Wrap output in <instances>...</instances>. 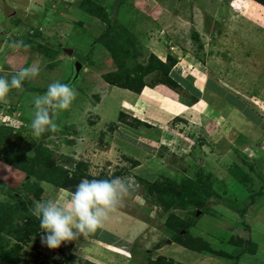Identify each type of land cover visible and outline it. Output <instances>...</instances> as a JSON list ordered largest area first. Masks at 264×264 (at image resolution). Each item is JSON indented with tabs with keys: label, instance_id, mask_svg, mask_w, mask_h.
Listing matches in <instances>:
<instances>
[{
	"label": "rangeland",
	"instance_id": "374dc122",
	"mask_svg": "<svg viewBox=\"0 0 264 264\" xmlns=\"http://www.w3.org/2000/svg\"><path fill=\"white\" fill-rule=\"evenodd\" d=\"M102 9L112 16L114 30L121 35L127 29L135 40L118 41L117 33L109 38L119 57L128 52L121 68L98 41L107 30ZM31 30L38 35L25 40ZM194 30L200 42L192 37ZM152 54L177 61L169 76L183 87L160 84L163 74L153 73L145 80L156 87L140 96L105 79L147 65ZM77 61L83 70L76 79ZM33 64L39 75L0 102V132L6 135L0 137V202L26 196L30 178L18 164L33 157L38 145L70 171L82 165L93 179L122 177L129 185L119 208L92 234L101 245L83 236L57 249L41 244L42 264H264V6L254 0H0V76L10 80ZM55 81L71 85L77 95L54 117L56 130L35 137L34 97ZM145 101L155 102L161 116L150 120L151 106H139ZM171 103L187 109L174 114ZM155 180L202 189L208 199L172 201L166 194L161 199L173 204L164 212L144 183ZM41 186L38 200L67 201L61 189ZM240 192L248 197L242 200ZM240 209L246 210L243 215ZM168 220L193 227L188 235L181 230L177 242L165 226ZM6 230L2 237L9 250L20 241ZM186 238L234 257L186 248ZM239 239L245 247L252 241L250 250L256 251L240 254L244 246L234 244ZM31 246H23L21 254L33 261ZM0 264L14 263L0 253Z\"/></svg>",
	"mask_w": 264,
	"mask_h": 264
},
{
	"label": "trees",
	"instance_id": "16d2710c",
	"mask_svg": "<svg viewBox=\"0 0 264 264\" xmlns=\"http://www.w3.org/2000/svg\"><path fill=\"white\" fill-rule=\"evenodd\" d=\"M254 1L264 6V0H254ZM102 10L104 11L105 14L104 22L106 23L105 26L107 27V30H105L104 33L98 38V41L101 43L100 45H103L105 48L110 50V52L113 54V58H115L116 64L121 68L122 63L124 62V59L126 58L128 52H126L125 54L121 55V57H119L120 54H119V49L117 47L118 45L116 46V44L110 42L109 38H112L113 37L112 35L114 33H117V35H119L120 37L117 38L118 41L123 39L124 42H126L128 39L130 40H134V39L131 37V34L127 29L126 30L123 29L122 30L123 34L121 35L119 34V31L114 30L112 16L110 15L109 17L106 10L104 9ZM16 23H19V21H17ZM37 35H38L37 31L36 33L34 31L33 34H31V36H28L27 38L25 37L26 38L25 40L33 39V36L35 37ZM192 37L196 41L200 42V36L197 31L195 30L193 31ZM114 42L116 41L114 40ZM176 63L177 61L171 56H168L167 61L164 62L161 59H159L155 54H152L149 57V61L147 65L137 64L133 68L123 70L122 73L124 74L121 76L118 72L115 73V75L111 74L105 76V79L111 86L117 88L119 87L120 89H126L136 94H141L142 91H144L145 87H150L152 89L156 87L157 84L156 85L148 84L146 83L145 80L149 75L153 73L163 74V76L159 80L160 84L181 87L182 85L178 82V80L173 78L171 75L169 76V72H170L169 69L174 67ZM120 77L122 78L119 79ZM156 92L163 95L158 91ZM194 96L195 95L191 96L193 98L191 104L197 103L196 100L197 95L195 97ZM183 102L185 103V100ZM123 118H126V116H122V119ZM4 136L6 137L5 134L0 132V137H4ZM19 161L21 165L18 164V168H20L21 170L23 169L24 172L27 173L26 176L30 178L29 180L25 181V186L23 188L28 192L26 196L18 197L19 194H15L14 196H12V198H14L13 202L12 201L7 203L0 202V253L3 254L4 257L6 256V259L9 262L14 264H42L41 262L42 257L43 256L46 257V255L42 254L39 251L40 246L42 244L41 243L42 233L40 229V222L36 217L31 215L30 213V209L34 207V200H38L43 194L44 188L41 186V183H45L55 188L66 190L72 193L75 191L76 186L81 182L82 179H93V178L89 176L82 169V165L78 166L77 169H72L71 171L66 169V166L64 165H58L55 156L53 157L51 152H49L46 148L40 145L36 146L35 155L33 157L25 158ZM32 179H35V181ZM101 179L104 178L102 177ZM36 180L38 182H36ZM157 180L153 182H144V183L148 186L149 191L152 194V197L155 194L157 195L158 198L155 201V203H157L158 205L159 204L162 205L164 212H170L171 204H173V203L170 204L165 203L161 199L162 196L166 194L170 195L172 201L181 199L183 202L190 199L193 201L205 200L204 202H202L205 203L206 200L208 199V197L205 196L206 194H204V191L202 189L199 190V189L182 188L179 184L172 181H168L167 184H162L159 183ZM29 193L31 194L29 195ZM31 195H33L35 199H32ZM251 198H253L252 200L254 201L256 200L255 196ZM230 207H234L233 209H237L235 205H232ZM245 211H241L240 209V215H243ZM164 212H162L161 215H163ZM17 219L20 220L19 223L15 221ZM165 226L167 227L168 230H172L175 232V234L172 235L173 240L180 242L182 239L180 236V231L183 230L185 234L188 235L189 232L191 231V228L193 227V223L187 225L184 222L176 221L175 223L172 224L168 220L165 223ZM7 227H10V229L6 230ZM5 230L8 231L9 233L10 232L13 233L14 236H18L19 239L18 241H20V243H16L15 245L11 246L9 250H7V244L4 243V239L2 237V232ZM186 241H187L186 243L182 242L183 246H185L186 248H190L199 252H204L205 254H209L210 256L213 257H221L228 259H232V257H234L229 252L214 250L215 247H213L210 244H204V246H201L200 243L191 242L187 238ZM232 241L233 240H230V243L227 242V244L232 245ZM30 243H32L31 247L33 248V251H35V254L33 256L34 257L33 261L26 260L23 257L25 254L29 255V253L25 252L24 254H21V250L23 249V246H27ZM234 244H236V246L238 247L244 246L245 240L239 239L238 241L234 242ZM159 246L160 245H158V247ZM225 246L227 247V245ZM243 248L239 252L240 254H245V250H249V252H252L254 250V249L250 250L249 244H246V247L244 246ZM233 249L239 251L238 248L235 249V247H230V250L232 252ZM240 256L241 255L238 256L239 260H240ZM59 263L60 262H58L57 264ZM165 263L171 264L170 262H164V264ZM150 264H160V262H151Z\"/></svg>",
	"mask_w": 264,
	"mask_h": 264
},
{
	"label": "clouds",
	"instance_id": "9594fccd",
	"mask_svg": "<svg viewBox=\"0 0 264 264\" xmlns=\"http://www.w3.org/2000/svg\"><path fill=\"white\" fill-rule=\"evenodd\" d=\"M39 71V67L33 64L19 68L10 80L0 76V102H6L11 89L21 88L23 81L38 76ZM76 95L71 85L55 81L48 85L44 94L35 96V110L30 123L33 135L39 137L46 131H55L54 117L59 111L67 110ZM128 193L129 185L125 178H94L82 179L63 204L54 199L34 200L30 213L40 222L41 243L57 249L62 243L75 241L80 236L86 239L104 226Z\"/></svg>",
	"mask_w": 264,
	"mask_h": 264
},
{
	"label": "crops",
	"instance_id": "0c3cea01",
	"mask_svg": "<svg viewBox=\"0 0 264 264\" xmlns=\"http://www.w3.org/2000/svg\"><path fill=\"white\" fill-rule=\"evenodd\" d=\"M165 62V61H164ZM183 76H185V75H183ZM146 88H148V87H146ZM124 90H126V89H124ZM127 91H129V90H127ZM131 92V91H130ZM131 93H133V94H135V95H138V94H136V93H134V92H131ZM143 93V92H142ZM142 93L140 94V96L142 95ZM173 100V102H175V103H177L174 99H172ZM180 103V102H179ZM142 105H150L151 106V108H150V110H149V112H150V116L148 115V117H149V119H150V117H152V119L153 118H158L159 116H161V111L160 110H154V107H155V102H153V101H145V102H141V104H139V106H142ZM171 105V107H169L170 109H171V111H172V113H174V114H177L176 113V111L178 112V111H180L181 110V112H183L184 111V109H187V108H185L184 106L185 105H183L182 103H181V105H183L182 107H179V106H177V105H172V104H170ZM153 107V108H152ZM157 107V106H156ZM184 107V108H183ZM160 109V108H159ZM162 110V109H161ZM165 111V110H164ZM167 112V111H166ZM180 112V113H181ZM185 112V111H184ZM183 112V113H184ZM151 113H153L154 115H151ZM151 120V119H150ZM234 147V146H233ZM260 149H263V147H261ZM264 173V172H263ZM60 191V190H59ZM63 192H62V194L60 195L62 198H63V200L64 201H66V200H68L69 198H66L67 197V191H65V190H62ZM242 192H245L244 190H241ZM242 192H240V194H242ZM66 193V194H65ZM246 194V193H245ZM244 193L242 194L243 195V198H242V200H245L247 197H248V195L246 196ZM237 195V194H236ZM245 195V196H244ZM250 195V194H249ZM69 196V195H68ZM259 196H261V194H259ZM259 196H257V198L259 197ZM70 197V196H69ZM256 198V199H257ZM128 219V218H127ZM129 220V219H128ZM131 221H133L134 222V224L136 223V225L138 226L140 223H141V221L139 220V219H137V218H133V217H131V220H130V222ZM143 223V222H142ZM128 225H129V223H128ZM135 225V226H136ZM135 226H134V230H135ZM96 239L97 238H95V237H93V235L91 234V235H89L88 236V239L87 240H91V241H94L97 245H101L100 243L101 242H99V241H101V240H99V241H96ZM103 242V241H102ZM105 244H109V245H112L113 244V241L110 243V242H104ZM252 243V241L251 242H249V244H251ZM253 245V244H252ZM256 244H254L253 246H255ZM252 249H254V248H252ZM254 251H256V249H254Z\"/></svg>",
	"mask_w": 264,
	"mask_h": 264
},
{
	"label": "water",
	"instance_id": "95a60500",
	"mask_svg": "<svg viewBox=\"0 0 264 264\" xmlns=\"http://www.w3.org/2000/svg\"><path fill=\"white\" fill-rule=\"evenodd\" d=\"M65 52H66L69 56H73V54H74V50H72V49H70V50H67V49H66ZM75 68H76V69H75V71H76L75 78L77 79V78L79 77L81 71L83 70V65H82L79 61H77V62H75ZM199 213H200V212H198L197 215H199Z\"/></svg>",
	"mask_w": 264,
	"mask_h": 264
},
{
	"label": "bare ground",
	"instance_id": "6f19581e",
	"mask_svg": "<svg viewBox=\"0 0 264 264\" xmlns=\"http://www.w3.org/2000/svg\"><path fill=\"white\" fill-rule=\"evenodd\" d=\"M146 94H148V93H146ZM146 96V95H145ZM167 101V100H166ZM172 104V103H171Z\"/></svg>",
	"mask_w": 264,
	"mask_h": 264
}]
</instances>
